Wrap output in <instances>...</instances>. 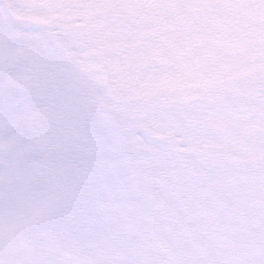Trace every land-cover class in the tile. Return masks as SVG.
<instances>
[{
    "label": "snow or ice",
    "instance_id": "1",
    "mask_svg": "<svg viewBox=\"0 0 264 264\" xmlns=\"http://www.w3.org/2000/svg\"><path fill=\"white\" fill-rule=\"evenodd\" d=\"M0 264H264V0H0Z\"/></svg>",
    "mask_w": 264,
    "mask_h": 264
}]
</instances>
